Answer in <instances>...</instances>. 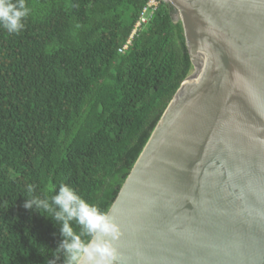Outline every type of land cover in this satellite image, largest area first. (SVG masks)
<instances>
[{"label": "trees", "instance_id": "trees-1", "mask_svg": "<svg viewBox=\"0 0 264 264\" xmlns=\"http://www.w3.org/2000/svg\"><path fill=\"white\" fill-rule=\"evenodd\" d=\"M146 1L25 0L23 30L0 26V264H48L62 239L24 208L28 185L50 198L66 183L108 210L190 73L181 22L163 0L118 51Z\"/></svg>", "mask_w": 264, "mask_h": 264}, {"label": "water", "instance_id": "water-1", "mask_svg": "<svg viewBox=\"0 0 264 264\" xmlns=\"http://www.w3.org/2000/svg\"><path fill=\"white\" fill-rule=\"evenodd\" d=\"M192 64L107 212L119 264H264V0H163Z\"/></svg>", "mask_w": 264, "mask_h": 264}, {"label": "clouds", "instance_id": "clouds-1", "mask_svg": "<svg viewBox=\"0 0 264 264\" xmlns=\"http://www.w3.org/2000/svg\"><path fill=\"white\" fill-rule=\"evenodd\" d=\"M29 12L25 0H0V26L9 33H19ZM34 193V186L28 185L24 208L52 219L62 237L48 264H56L61 256L63 264H119L114 241L120 238L122 231L107 211L85 200L66 183H61L50 198ZM73 224L79 226V232Z\"/></svg>", "mask_w": 264, "mask_h": 264}, {"label": "built area", "instance_id": "built-area-1", "mask_svg": "<svg viewBox=\"0 0 264 264\" xmlns=\"http://www.w3.org/2000/svg\"><path fill=\"white\" fill-rule=\"evenodd\" d=\"M160 1L161 0H147L146 1V3L141 8L138 14V17L135 20L127 39L122 44V46L118 49V51H124L129 47L134 35H136L137 32L140 31L143 28V26L148 22L149 18L151 17L153 12L157 9L158 5L160 4Z\"/></svg>", "mask_w": 264, "mask_h": 264}]
</instances>
